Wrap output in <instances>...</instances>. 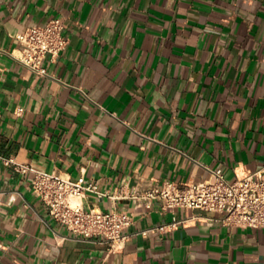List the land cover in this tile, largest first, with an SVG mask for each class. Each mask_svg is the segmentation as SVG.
<instances>
[{
    "label": "crops",
    "instance_id": "crops-1",
    "mask_svg": "<svg viewBox=\"0 0 264 264\" xmlns=\"http://www.w3.org/2000/svg\"><path fill=\"white\" fill-rule=\"evenodd\" d=\"M56 16L39 71L16 35ZM0 154L133 215L118 241L74 233L0 157V264H264V227L132 195L264 171V0H0Z\"/></svg>",
    "mask_w": 264,
    "mask_h": 264
},
{
    "label": "built area",
    "instance_id": "built-area-1",
    "mask_svg": "<svg viewBox=\"0 0 264 264\" xmlns=\"http://www.w3.org/2000/svg\"><path fill=\"white\" fill-rule=\"evenodd\" d=\"M65 24L56 16L43 24L30 25L17 33L22 44L21 58L33 68L43 71V63L50 54L60 55L69 39ZM15 168L31 173V187L44 200L50 212L74 233L88 237L103 236L111 241L125 237L124 229L133 222L131 212L122 209L104 210L85 206L82 198L88 191H96L94 180L81 176L78 179L65 177L22 162L15 157H5ZM151 207L155 200H163L164 208L185 206L216 210L224 213V221L231 225L264 227V171L257 170L239 175L230 180L224 173L215 171L211 180L179 184L168 180L142 192L132 194ZM128 196L121 194L118 197Z\"/></svg>",
    "mask_w": 264,
    "mask_h": 264
}]
</instances>
